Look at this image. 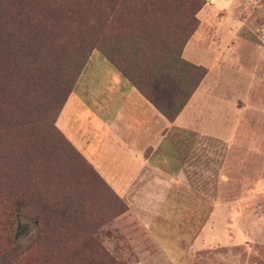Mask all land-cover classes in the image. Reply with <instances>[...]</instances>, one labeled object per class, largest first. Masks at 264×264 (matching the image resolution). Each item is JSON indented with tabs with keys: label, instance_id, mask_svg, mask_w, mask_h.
I'll use <instances>...</instances> for the list:
<instances>
[{
	"label": "rangeland",
	"instance_id": "1",
	"mask_svg": "<svg viewBox=\"0 0 264 264\" xmlns=\"http://www.w3.org/2000/svg\"><path fill=\"white\" fill-rule=\"evenodd\" d=\"M192 1H28V28L36 19L46 22L53 51L38 70L31 66L27 143L7 146L0 133V222L12 210L9 193L27 191L23 204L31 202V212L19 207L22 232L11 247L23 252L20 258L27 254L28 264H264V0H202L195 14L198 25L181 57L205 75L186 103L192 123L169 139L183 151L188 181L168 188L166 201H147V193L161 188L146 186L122 197L57 121L52 126L70 65L90 42L81 36L88 15L95 14V32L109 34L111 47L130 53L118 51L114 60L130 76L152 82L150 73L160 68L149 66L161 64L165 44L179 47L177 27L188 24ZM68 33L74 35L65 39ZM100 56L106 59L99 49L89 53L72 91ZM7 60L5 51L1 68L11 72ZM164 85L166 96L173 94L172 82ZM5 234L0 226L2 250Z\"/></svg>",
	"mask_w": 264,
	"mask_h": 264
},
{
	"label": "crops",
	"instance_id": "2",
	"mask_svg": "<svg viewBox=\"0 0 264 264\" xmlns=\"http://www.w3.org/2000/svg\"><path fill=\"white\" fill-rule=\"evenodd\" d=\"M187 106L173 122L168 121L100 56L83 72L56 125L122 197L129 188L146 186L161 188L159 193H147V201L163 202L168 188L188 181L184 170L188 165L179 158L183 151L169 141L178 133L184 134L180 125L192 123Z\"/></svg>",
	"mask_w": 264,
	"mask_h": 264
},
{
	"label": "trees",
	"instance_id": "3",
	"mask_svg": "<svg viewBox=\"0 0 264 264\" xmlns=\"http://www.w3.org/2000/svg\"><path fill=\"white\" fill-rule=\"evenodd\" d=\"M28 1L12 0L10 4L4 6V0H0V133L5 136L7 146L17 145L20 142L27 143L28 141L27 136L31 130V66H35L36 70H38L41 58H48L53 51V49H49L48 38L46 37L52 31L51 33L48 32L46 22L36 19V22L32 25V31L29 30L28 23L30 24L31 10ZM103 3H99L98 6ZM191 5L196 6L188 24L183 27H177V29H180L179 35L182 36L178 43L179 47L175 50V48L165 44L161 52V64L158 66L153 60V64L149 66L151 68H160L157 72L150 73L152 82L137 80L130 76L126 69L122 68L114 60L115 54L118 51L122 53L124 48L122 46L119 48L111 47L109 34L103 32L101 28L99 34L95 32V27L98 23L95 14L88 15L85 18L86 27L81 36L90 42L87 46L79 48V51L84 53L82 54V59L80 61L76 59L70 65V74L66 82L67 90L62 96L60 106L52 121V126L57 121L65 102L72 93L73 86L85 60L94 49H99L131 85L168 121L173 122L205 75L201 67L190 64L181 57V50L197 28L198 22L195 14L202 8V0H193ZM14 6V10H10ZM97 11L99 12V17L103 18L102 21L107 20L106 12L105 14L102 13L104 11L103 7H98ZM72 18V16L68 17V19ZM73 21L77 22L78 18ZM77 24L72 26L74 30ZM73 35L74 33H68L64 38L69 39ZM95 35L96 38H94ZM55 36L57 38L59 35L55 33ZM5 51L7 52L8 66L14 68L11 72L1 68L2 65H5L3 62ZM124 53L125 58L130 57L129 52L124 51ZM123 62L124 58H120V63ZM169 82H172L173 94L170 93V96L167 97V90L170 89L164 88V84ZM57 131L60 133L58 129ZM75 154L79 156L76 151ZM2 193L3 185L0 179V195ZM9 195L14 197L12 210L8 217L3 222H0V226H3L6 232L5 237L2 239L4 240L2 245L4 250L0 249L1 264H28L30 262L28 255L26 254L25 257L22 256L20 258L23 252L11 246L12 244H17L22 232L19 207L25 205L31 212V202L23 204L27 191H15L9 193Z\"/></svg>",
	"mask_w": 264,
	"mask_h": 264
}]
</instances>
